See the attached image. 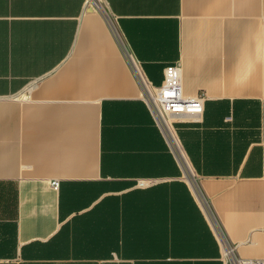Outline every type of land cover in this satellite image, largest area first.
Masks as SVG:
<instances>
[{
	"label": "crops",
	"instance_id": "obj_1",
	"mask_svg": "<svg viewBox=\"0 0 264 264\" xmlns=\"http://www.w3.org/2000/svg\"><path fill=\"white\" fill-rule=\"evenodd\" d=\"M100 2L0 0V264H222L208 210L264 259V0ZM105 15L153 85L204 92L187 172Z\"/></svg>",
	"mask_w": 264,
	"mask_h": 264
},
{
	"label": "built area",
	"instance_id": "obj_2",
	"mask_svg": "<svg viewBox=\"0 0 264 264\" xmlns=\"http://www.w3.org/2000/svg\"><path fill=\"white\" fill-rule=\"evenodd\" d=\"M87 3L92 4L93 7L100 12L103 10L100 0H87ZM105 17L121 54L140 88L143 102L147 105L158 127L163 131L172 153L187 172V167L185 165L187 158L176 134L173 117L185 114L202 115L205 111L204 92L200 91L195 97H185L182 85V69L179 64L166 67L162 84L159 86L153 85L146 77L140 64L127 49L114 23L111 22L106 15ZM167 121L168 125L166 124ZM51 187L53 189H58L59 183L54 181L51 183ZM194 187L196 188L198 197L203 199L195 184ZM208 212L215 235L221 246L222 264H264V259L241 258L237 253L236 246L227 238L212 212L210 210H208Z\"/></svg>",
	"mask_w": 264,
	"mask_h": 264
},
{
	"label": "rangeland",
	"instance_id": "obj_3",
	"mask_svg": "<svg viewBox=\"0 0 264 264\" xmlns=\"http://www.w3.org/2000/svg\"><path fill=\"white\" fill-rule=\"evenodd\" d=\"M10 206H11V209H12V200L11 199L9 200V209H10Z\"/></svg>",
	"mask_w": 264,
	"mask_h": 264
},
{
	"label": "bare ground",
	"instance_id": "obj_4",
	"mask_svg": "<svg viewBox=\"0 0 264 264\" xmlns=\"http://www.w3.org/2000/svg\"><path fill=\"white\" fill-rule=\"evenodd\" d=\"M166 124L168 125V121L166 122ZM185 165H186V167L188 166L187 165V161H186V163H185ZM191 183L193 184V182L191 181ZM194 189L196 190V188L194 187ZM197 192V191H196Z\"/></svg>",
	"mask_w": 264,
	"mask_h": 264
}]
</instances>
